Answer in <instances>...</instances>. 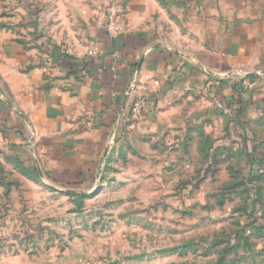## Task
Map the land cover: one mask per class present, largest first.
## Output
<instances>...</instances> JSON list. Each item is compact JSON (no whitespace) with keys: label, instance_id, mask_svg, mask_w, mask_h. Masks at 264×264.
<instances>
[{"label":"rangeland","instance_id":"374dc122","mask_svg":"<svg viewBox=\"0 0 264 264\" xmlns=\"http://www.w3.org/2000/svg\"><path fill=\"white\" fill-rule=\"evenodd\" d=\"M133 3L0 0V27L45 47L60 11V44L86 45L92 28L105 24L114 34V23L122 31ZM45 48L42 65L50 69ZM231 76L239 105L231 99L229 114L206 89L187 90L170 105L166 132L122 131L92 184L78 192L54 189L50 175L41 179L0 144V264H210L220 261L221 246L209 244L238 231L249 235L250 248L242 244L224 264H264V68ZM180 246L188 247L181 253Z\"/></svg>","mask_w":264,"mask_h":264},{"label":"crops","instance_id":"0c3cea01","mask_svg":"<svg viewBox=\"0 0 264 264\" xmlns=\"http://www.w3.org/2000/svg\"><path fill=\"white\" fill-rule=\"evenodd\" d=\"M139 1L122 31L92 28L86 45L60 44L58 11L45 44L50 69L42 65L41 43L27 44L0 27L1 149L41 179L50 175L54 189L88 188L122 131L166 132L169 107L187 90L206 89L229 114L231 99L239 105L231 75L264 68V0H163L165 7L145 0L144 12ZM136 100L137 117L131 112Z\"/></svg>","mask_w":264,"mask_h":264},{"label":"trees","instance_id":"16d2710c","mask_svg":"<svg viewBox=\"0 0 264 264\" xmlns=\"http://www.w3.org/2000/svg\"><path fill=\"white\" fill-rule=\"evenodd\" d=\"M248 77L249 78H253L254 75H249ZM236 84H238V82L232 81L233 89H235L234 86H236ZM227 107H228V103H227ZM249 156H251V155H249ZM261 176L262 175H259V174L256 175L255 174L251 178H253V179H261ZM257 193L260 194L261 193V189H259L257 191ZM248 205H250V204H246L245 210L248 208ZM248 239H249V235H244L243 233L238 231L237 233L234 232V235L232 237L230 236V238H227L225 241H217V242L213 241L212 243L209 244V248L210 247L213 248L215 245L216 246H221L220 249L217 252L218 259L220 261H218L216 263H210V264H224L225 260H226V256L229 255L232 251L237 253L238 249H240L242 247V244L245 245L246 247L248 246V249H249L250 248V243H249ZM185 247H188V246H180V247H177L176 249H178L181 252V251H184L186 249ZM259 253H262V252L251 254L250 257L254 258Z\"/></svg>","mask_w":264,"mask_h":264},{"label":"built area","instance_id":"2783aa9c","mask_svg":"<svg viewBox=\"0 0 264 264\" xmlns=\"http://www.w3.org/2000/svg\"><path fill=\"white\" fill-rule=\"evenodd\" d=\"M108 27L114 32V34H116V32H119L120 30L114 23H110ZM140 110L141 102L139 100L134 101L131 106L132 114L137 117L140 114Z\"/></svg>","mask_w":264,"mask_h":264}]
</instances>
